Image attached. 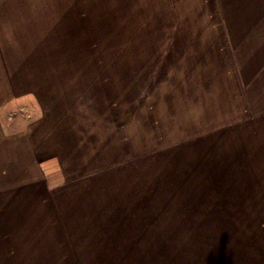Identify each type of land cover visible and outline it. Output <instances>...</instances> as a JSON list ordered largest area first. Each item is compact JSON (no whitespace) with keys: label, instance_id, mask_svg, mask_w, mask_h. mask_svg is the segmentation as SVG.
<instances>
[{"label":"rangeland","instance_id":"obj_1","mask_svg":"<svg viewBox=\"0 0 264 264\" xmlns=\"http://www.w3.org/2000/svg\"><path fill=\"white\" fill-rule=\"evenodd\" d=\"M116 1L103 5L105 12L100 13L111 18V27L107 21L92 27L72 19L69 4L34 5V99L19 93L8 99L10 93L0 92V161L6 164H0V220H14L0 229V264H87L71 253L72 248L87 247L75 244L83 237L71 240L70 246L50 228L58 229L63 219L62 214L48 210L58 209L63 199L70 202L71 197L66 191V197L48 193L38 181L37 175L44 170L39 162L55 154L45 149L46 135L39 131H34V162L35 153L39 161L34 165V183L29 180L31 127L68 123L85 124L87 133L96 136L72 145L66 139L64 144L70 147L56 150L61 151L60 168H65L68 177H89L110 167L91 157L95 151L102 157L106 150L128 157L123 161L145 159L143 164L134 163L136 169L145 168L149 177H156L150 189L149 180L146 187L133 181L139 186L131 198L133 212L122 207L118 216L132 245L125 249L115 245L110 257L121 259L100 264H264V198L248 197L253 190L238 187L233 181L236 174L228 168L222 172L221 166H226L223 135L239 136L223 130L229 125L238 129L243 102L223 106L240 99L226 100L222 90L208 87V81L187 75L194 72L190 67L201 73L207 67L217 69L222 42L201 40L209 39L210 30L224 27L227 41L241 48L260 44L263 30L256 32V27L264 25L256 23L264 21L256 19L264 16V0ZM244 15H249L245 21L236 20ZM240 29L247 31L238 33ZM236 36L239 43L234 42ZM20 56L0 52V62ZM221 56L225 57L223 51ZM3 69L0 77L6 70L9 78L18 71ZM22 73L32 77L30 68ZM12 86L22 85L14 79ZM257 113H261L259 108L255 111L247 102V116ZM112 124L118 126V151L109 147L107 131ZM19 159L24 166L8 163ZM51 196L58 197L56 204L51 203ZM71 203L77 204L74 199ZM27 205L43 210L37 231L16 223ZM143 209L145 213L138 212ZM150 218V244H144L148 238L131 235V226L134 220ZM99 223L95 220L88 225L94 228ZM44 230L54 236L50 238L54 244H37L32 251L30 245L13 242L20 234H42ZM36 255L41 257L34 260Z\"/></svg>","mask_w":264,"mask_h":264},{"label":"crops","instance_id":"obj_2","mask_svg":"<svg viewBox=\"0 0 264 264\" xmlns=\"http://www.w3.org/2000/svg\"><path fill=\"white\" fill-rule=\"evenodd\" d=\"M14 2V3H13ZM69 4V10L72 19L76 21L82 20L87 22L92 27L99 21H107L108 25L111 27V18L106 17V14H100L105 12L103 5H113L118 4L116 0H0V52L22 54L18 59L14 61H1L0 68L3 69L4 66L6 70L8 68H15L18 70L14 72L15 77H8L7 70L3 72V76L0 77V92L10 93L8 99L12 95L19 93V96L26 95L34 99V34L37 33L34 30V5L40 4ZM127 3L121 2V4ZM15 5V6H14ZM242 17V16H241ZM249 15H244L243 18L236 19L237 21H245ZM264 21L263 14L257 15L256 22ZM256 25H264L262 23H256ZM256 32L258 29L263 30L262 42L260 44L253 43L251 49L248 45L245 48L233 45V43L227 41V30L224 27L215 28L214 31L210 32L211 35L208 36L209 39L203 40V43L207 42H222V47L224 58L222 59V51L220 56L216 57L217 69L206 68L203 73L193 69V73L188 72V76L193 78L203 79L208 81V87L210 89H219L224 92V99H240L237 101H230L225 103L226 106L229 103H240L241 101V117L239 118L238 129L236 125L228 126L227 129L223 131L228 133H239L238 137L223 135V153L225 162L222 166L223 169L233 171L236 174V178L233 181L237 183L240 188H250L253 190L251 196L248 197H262L264 198V27H256ZM100 30L102 28L100 27ZM239 31H247V29H240ZM85 35V33H84ZM250 39V38H249ZM246 39L245 41H248ZM234 42L239 43L240 40L236 36ZM204 61L207 60L206 56L202 53ZM254 58V60H252ZM236 61V65L233 67V63ZM223 63V66L220 67ZM188 65V64H187ZM30 68L32 72V77H27L24 75L23 69ZM6 75V76H5ZM17 79L22 85L20 88L12 86V80ZM229 91L228 94L226 91ZM226 95V96H225ZM239 96V97H238ZM251 99V100H248ZM257 98V99H256ZM257 100V101H254ZM2 101V95L0 94V103ZM247 102H251L252 107L255 109L259 108L261 113H257L252 117H248ZM239 106V105H238ZM250 114V113H248ZM82 118V117H81ZM80 118V120H81ZM53 117L51 118V120ZM235 119V117H233ZM79 120V121H80ZM64 127L65 130H64ZM87 126L82 125H71V124H48L46 127L34 125L30 130L31 143L33 145L32 151H30L29 162H31V177L29 180L34 183V165L38 163L39 157L38 153H35L34 162V131H39L45 134L46 150L55 154L52 156H47L45 160L39 162L41 169L43 170L42 175H37L38 181L43 182L47 187L48 193H58L61 197H66L65 191L71 197L70 202L66 199L62 200L59 204L58 209L48 210L53 214H62V219L59 220V228H55L50 225V228L56 229L58 233V238L71 246V240L79 241L83 237V240L76 242L75 244L86 246L81 247L76 251H73L74 257L78 261L87 262V264H100L102 260H118L121 258H111L110 255H114V246H125L132 245V241L129 240L127 233L123 232L125 227H122L121 221H118L119 211H123L122 207L127 212H133L132 196L135 194V190L139 186H134L133 181L138 180L141 186L146 187L147 180H149V189L151 183L156 179L155 176L150 175L149 171L142 168L141 171L137 170L134 163H144V160H139L136 162L130 158L129 160L123 161L128 157L122 156L117 157L118 152L114 155L111 151H104L103 156L99 157L94 153L91 157H96L100 160L102 164L107 167L101 170L99 173L93 176H83V175H73L68 177L65 168L61 170L60 166L62 163L61 151H56L58 148H69L70 144H64V140L71 141L73 143L88 142V139H93L95 135H90L87 133ZM222 131V133H223ZM26 132V130L24 131ZM248 132H254L253 136L249 135ZM109 134V147L113 146L116 151H118V126L110 125ZM105 139V137L103 136ZM237 140V143L235 141ZM116 142V144H114ZM63 145V146H62ZM99 151L101 147L97 144ZM48 153H46L47 155ZM18 154H15L17 156ZM216 155V154H215ZM255 155V156H254ZM116 160H118L116 162ZM121 161V162H120ZM119 162V163H118ZM9 164H18L19 166H24L25 162L21 159L9 161ZM0 164L6 165L4 162L0 161ZM112 164H115L112 166ZM222 164V163H221ZM17 166V165H16ZM18 168V167H15ZM29 175L28 170H24ZM251 175L252 177H248ZM13 177V176H11ZM54 180V181H52ZM245 182L244 184L239 181ZM4 181V180H3ZM9 181V180H8ZM50 181V182H49ZM56 181V182H55ZM27 184V183H26ZM34 191L33 189H31ZM109 190V191H108ZM72 191L74 193L72 194ZM31 196V195H30ZM114 196V197H113ZM52 204H56L57 196H51ZM76 200L77 204H72L71 200ZM55 201V202H54ZM151 201V199H150ZM149 201V203H150ZM51 203L49 205H51ZM32 204V203H31ZM54 206V205H52ZM26 211L21 218L16 219V223L21 222L22 229L37 231L38 223L40 219L38 216L43 213L40 207L34 208V205L25 206ZM120 209V210H119ZM139 213H145V210H139ZM107 213L106 219L102 216ZM151 210L149 208V213ZM9 219V218H8ZM101 220L94 228L90 227L92 221ZM103 222H107L103 225ZM14 222V220L2 219L0 220V229L3 228L2 225L7 222ZM137 221L131 226V235L142 234L141 239L145 240L144 244H150L149 238L151 237V218L150 219H137ZM121 225V226H120ZM17 228V227H16ZM19 229V228H17ZM119 229L122 230L119 233ZM147 230V231H146ZM19 232L15 235H18ZM111 234V236H109ZM48 232L44 230L42 234H31L28 235L24 233L23 235L16 236L13 240L17 244L30 245L32 251H34V245H49L54 244V240H50L54 236H47ZM89 238H94V240H89ZM68 258L64 259L70 262V253ZM41 256L36 255V258ZM48 259V258H47ZM74 259V260H75ZM130 259L133 258H125ZM46 260V259H43Z\"/></svg>","mask_w":264,"mask_h":264},{"label":"trees","instance_id":"obj_3","mask_svg":"<svg viewBox=\"0 0 264 264\" xmlns=\"http://www.w3.org/2000/svg\"><path fill=\"white\" fill-rule=\"evenodd\" d=\"M261 224H262V226H263V228H264V221H263Z\"/></svg>","mask_w":264,"mask_h":264}]
</instances>
